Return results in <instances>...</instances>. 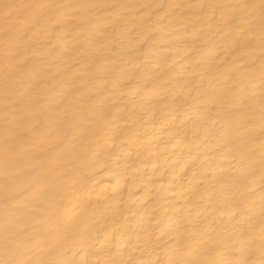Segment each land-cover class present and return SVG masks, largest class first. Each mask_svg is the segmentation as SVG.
<instances>
[{"label":"bare ground","instance_id":"bare-ground-1","mask_svg":"<svg viewBox=\"0 0 264 264\" xmlns=\"http://www.w3.org/2000/svg\"><path fill=\"white\" fill-rule=\"evenodd\" d=\"M0 264H264V0H0Z\"/></svg>","mask_w":264,"mask_h":264}]
</instances>
